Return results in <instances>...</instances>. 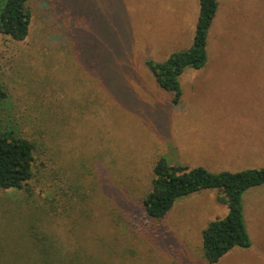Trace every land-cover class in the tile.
Segmentation results:
<instances>
[{
    "label": "rangeland",
    "instance_id": "obj_1",
    "mask_svg": "<svg viewBox=\"0 0 264 264\" xmlns=\"http://www.w3.org/2000/svg\"><path fill=\"white\" fill-rule=\"evenodd\" d=\"M28 5L26 39L0 34L3 123L36 144L29 184L0 188V264H37L31 228L80 264H210L203 230L228 213L218 190L184 195L162 218L143 198L161 157L264 167V0H219L208 62L183 71L177 103L147 62L192 46L200 0ZM243 205L251 245L214 264H264V184Z\"/></svg>",
    "mask_w": 264,
    "mask_h": 264
},
{
    "label": "trees",
    "instance_id": "obj_2",
    "mask_svg": "<svg viewBox=\"0 0 264 264\" xmlns=\"http://www.w3.org/2000/svg\"><path fill=\"white\" fill-rule=\"evenodd\" d=\"M28 1L0 0V34L16 41L26 39L33 17ZM218 6L219 0H200L192 46L172 53L165 61L147 62L158 84L174 93L175 103L182 95L180 76L183 71L188 67L202 68L208 62L209 31ZM9 102L8 87L0 77V188L24 189L34 177L36 144L14 127H5L1 113ZM154 174L153 186L143 198L144 209L153 218L164 217L176 200L184 195L205 189L218 190L217 199L227 205L228 213L223 218L210 221L203 230V255L210 264L217 263L234 247L251 245L243 194L253 186L264 184V167L212 172L202 166L175 165L161 157L154 166ZM31 229H34L31 235L37 264H80L76 252L64 254L62 247L43 230Z\"/></svg>",
    "mask_w": 264,
    "mask_h": 264
}]
</instances>
